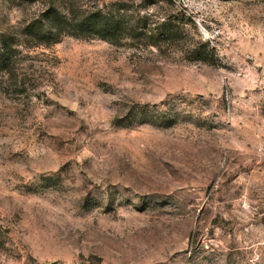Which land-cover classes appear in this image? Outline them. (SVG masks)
Masks as SVG:
<instances>
[{
	"label": "rangeland",
	"instance_id": "rangeland-1",
	"mask_svg": "<svg viewBox=\"0 0 264 264\" xmlns=\"http://www.w3.org/2000/svg\"><path fill=\"white\" fill-rule=\"evenodd\" d=\"M41 1L0 0V31ZM120 1L142 0L78 3ZM149 12L174 42L21 47L25 85L0 86V264H264V0Z\"/></svg>",
	"mask_w": 264,
	"mask_h": 264
},
{
	"label": "trees",
	"instance_id": "trees-1",
	"mask_svg": "<svg viewBox=\"0 0 264 264\" xmlns=\"http://www.w3.org/2000/svg\"><path fill=\"white\" fill-rule=\"evenodd\" d=\"M164 1L142 0L136 7L127 1L95 3L89 8L80 5L78 0L41 1L33 15L25 13L16 23L0 31V86L4 83L25 85L16 67L21 47L49 46L65 35L100 38L115 45L146 43L160 47L174 42L179 26L149 12L151 6ZM168 1L174 3V0Z\"/></svg>",
	"mask_w": 264,
	"mask_h": 264
}]
</instances>
